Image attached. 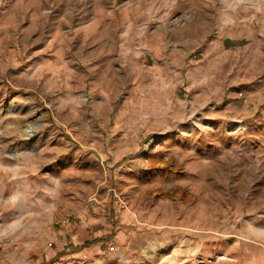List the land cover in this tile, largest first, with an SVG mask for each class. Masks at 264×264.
Returning <instances> with one entry per match:
<instances>
[{"label": "rangeland", "instance_id": "1", "mask_svg": "<svg viewBox=\"0 0 264 264\" xmlns=\"http://www.w3.org/2000/svg\"><path fill=\"white\" fill-rule=\"evenodd\" d=\"M0 264H264V0H0Z\"/></svg>", "mask_w": 264, "mask_h": 264}, {"label": "crops", "instance_id": "2", "mask_svg": "<svg viewBox=\"0 0 264 264\" xmlns=\"http://www.w3.org/2000/svg\"><path fill=\"white\" fill-rule=\"evenodd\" d=\"M232 21L231 22H233V23H235L236 22V19H231ZM166 142H168V141H166ZM129 147H131V146H129ZM129 147H126V144H123V148H129ZM122 149V148H121ZM122 150H124V149H122ZM131 149H128V151H130ZM128 151H125V152H128Z\"/></svg>", "mask_w": 264, "mask_h": 264}, {"label": "bare ground", "instance_id": "3", "mask_svg": "<svg viewBox=\"0 0 264 264\" xmlns=\"http://www.w3.org/2000/svg\"><path fill=\"white\" fill-rule=\"evenodd\" d=\"M151 142H152V140H150L147 145H149Z\"/></svg>", "mask_w": 264, "mask_h": 264}]
</instances>
